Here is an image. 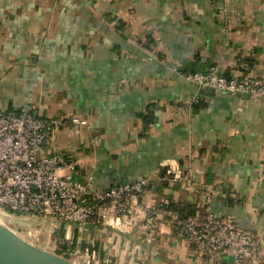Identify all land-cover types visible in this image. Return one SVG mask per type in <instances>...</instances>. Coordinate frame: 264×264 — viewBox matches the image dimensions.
I'll list each match as a JSON object with an SVG mask.
<instances>
[{
  "label": "crops",
  "instance_id": "crops-1",
  "mask_svg": "<svg viewBox=\"0 0 264 264\" xmlns=\"http://www.w3.org/2000/svg\"><path fill=\"white\" fill-rule=\"evenodd\" d=\"M211 70L264 82V0H0V112L79 120L45 147L75 179L100 191L149 180L141 209L159 195L192 204L264 250V98L186 79ZM170 164L190 183L161 180ZM167 217L153 236L141 213L124 230L52 219L48 235L78 264L86 247L91 264H233L181 243Z\"/></svg>",
  "mask_w": 264,
  "mask_h": 264
},
{
  "label": "built area",
  "instance_id": "built-area-1",
  "mask_svg": "<svg viewBox=\"0 0 264 264\" xmlns=\"http://www.w3.org/2000/svg\"><path fill=\"white\" fill-rule=\"evenodd\" d=\"M187 81L201 87L228 94H248L264 98V82L253 78H227L216 74L190 73ZM72 118L42 119L28 112H0V210L12 214L53 218L58 222L85 227L89 224L126 229L136 215L142 214L148 236L158 228V216L169 201L163 199L147 209L137 204L138 194L149 186L146 179L97 190L89 177L78 181L76 165L60 151L48 153L45 147L62 127L78 123ZM84 124V122H81ZM171 182L190 183L189 173L170 164L166 171ZM181 243L192 245L200 256L211 259L229 258L233 264H264V250L250 233L237 228L231 221L217 219L209 211L180 221L165 212ZM82 264H91L94 251L83 250Z\"/></svg>",
  "mask_w": 264,
  "mask_h": 264
},
{
  "label": "water",
  "instance_id": "water-1",
  "mask_svg": "<svg viewBox=\"0 0 264 264\" xmlns=\"http://www.w3.org/2000/svg\"><path fill=\"white\" fill-rule=\"evenodd\" d=\"M0 264L78 263L33 245L0 223Z\"/></svg>",
  "mask_w": 264,
  "mask_h": 264
},
{
  "label": "rangeland",
  "instance_id": "rangeland-1",
  "mask_svg": "<svg viewBox=\"0 0 264 264\" xmlns=\"http://www.w3.org/2000/svg\"><path fill=\"white\" fill-rule=\"evenodd\" d=\"M40 219L42 218L15 215L5 209L0 210V223L13 230L33 245L49 252L56 253L57 249L50 244V237L48 235L54 230L51 222L53 218H43L45 219L43 222H41ZM42 231L47 235L43 234ZM95 257L96 254L94 253L93 258L95 259Z\"/></svg>",
  "mask_w": 264,
  "mask_h": 264
},
{
  "label": "trees",
  "instance_id": "trees-1",
  "mask_svg": "<svg viewBox=\"0 0 264 264\" xmlns=\"http://www.w3.org/2000/svg\"><path fill=\"white\" fill-rule=\"evenodd\" d=\"M143 118H144V122L145 123H149L150 122V118L151 117H150L149 114L143 116ZM165 176L170 177L169 175L166 174L165 171H163L162 174H161V178H163ZM161 183H162V185L165 184V182H161ZM153 187H154V185L152 183L149 184V186H147L143 190L142 193L138 194V198L141 199L145 194H147L150 190H152ZM154 190H157V192H159L158 191L159 189H157L156 187H155ZM163 199H164V197H162L161 195L157 196L156 203L159 204ZM168 201H169V203L166 206L160 207V209L164 210L165 212H169L170 211L172 214H175L180 221H186V220H189V219H191L193 217H196L197 210L195 209V207L192 204H188V203H184V202H175V201H172L170 199H168ZM173 228H174V230L176 232L177 231L176 227H173ZM54 239H57L58 242L63 240V230H62V228L60 230L56 231ZM63 249H66V247L64 245L59 246L58 250L56 251V254L62 255L64 257L68 258V255H63L62 254ZM73 249H74V247L71 246L70 250H73Z\"/></svg>",
  "mask_w": 264,
  "mask_h": 264
}]
</instances>
